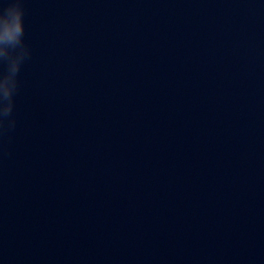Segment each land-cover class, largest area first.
Returning <instances> with one entry per match:
<instances>
[{
    "label": "clouds",
    "instance_id": "clouds-1",
    "mask_svg": "<svg viewBox=\"0 0 264 264\" xmlns=\"http://www.w3.org/2000/svg\"><path fill=\"white\" fill-rule=\"evenodd\" d=\"M24 9L22 0H10L7 7L0 9V45H20L21 57L23 58V49L26 47L23 43L24 24H23ZM19 63L14 67L15 72H19ZM6 72L0 75H6ZM10 90L5 89L3 98H10ZM3 120H0V127H3Z\"/></svg>",
    "mask_w": 264,
    "mask_h": 264
}]
</instances>
